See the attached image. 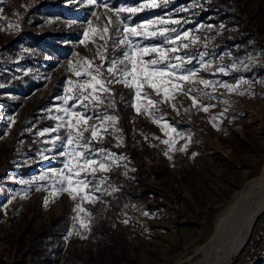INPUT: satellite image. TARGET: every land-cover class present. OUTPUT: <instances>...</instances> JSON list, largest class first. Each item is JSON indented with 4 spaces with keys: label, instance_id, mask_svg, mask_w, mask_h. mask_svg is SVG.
<instances>
[{
    "label": "rangeland",
    "instance_id": "rangeland-1",
    "mask_svg": "<svg viewBox=\"0 0 264 264\" xmlns=\"http://www.w3.org/2000/svg\"><path fill=\"white\" fill-rule=\"evenodd\" d=\"M148 2L158 6L121 12L119 19L146 26L145 35L132 37L137 47L166 49L165 64L183 58L173 76L183 91L166 99L145 85L142 93L155 101L149 104L134 88L111 83L99 94L102 102L65 105L68 81L89 80L70 71L69 62L77 66L86 57L93 75L99 66V79H113L107 69L126 50L116 10ZM93 12L100 25L109 17L115 23L105 39L90 34L81 44L88 21L97 23ZM163 29L165 36L148 35ZM47 31L67 42L32 47L24 36ZM11 43L14 50L6 48ZM158 57L149 52L144 60ZM189 71L196 75L180 81ZM24 76L21 86L11 84ZM63 107L86 123L72 117L75 127L57 128L69 122L58 119ZM77 131L84 147L69 144ZM66 149L108 170L82 174L87 184H73L78 190L69 195L59 175L68 174L69 157L60 155ZM263 166L264 0H0V264H189L212 236L216 214ZM44 233L37 246L45 252L37 249L30 260L32 241ZM228 264H264V213Z\"/></svg>",
    "mask_w": 264,
    "mask_h": 264
},
{
    "label": "snow or ice",
    "instance_id": "snow-or-ice-1",
    "mask_svg": "<svg viewBox=\"0 0 264 264\" xmlns=\"http://www.w3.org/2000/svg\"><path fill=\"white\" fill-rule=\"evenodd\" d=\"M165 3L168 2V0H164ZM97 3V0H87V4L89 5H95ZM104 8L107 9L109 12H111V8L105 3ZM158 5L154 2H148L142 4L140 7L137 8H120L116 10V21L119 22V24H122V30H123V37L120 38L119 43L120 45H124L126 50L123 51V59L117 61L112 60L110 67H108L107 71L108 73L113 77L111 80H103L99 79L100 76V67H95V75H93V68L94 65L92 63V60L88 58H83V64H78L77 66H74L71 62H69L68 68L70 71H73L74 74L77 77L80 76H87L89 78L88 82L84 84L74 83L73 81H68V86L65 87V97H63L64 104L67 105L69 100L75 99L80 103L82 107H87V105L84 103L85 101L88 102H102V98L100 97V92H109L111 89L108 87V84L111 83H123L126 87L134 88L136 92L137 98H141V96L148 98L149 104L154 103L149 96L148 93L143 92L142 89L145 85H148L149 87H152L156 92L159 94L161 91L164 93L165 98L167 99L171 95H174L178 90L183 91L182 85L178 83H173V76H176V70L183 67V58L176 57L177 60H180V63L176 64H165V60L168 58V51L163 48H140L137 47L132 37L135 36H141L145 35L144 32H141L140 29L145 28V25H137L136 27H130L128 24L123 23L119 19V14L121 12H128V13H136L144 8H154ZM92 16L96 17V25L93 26V21H88V27L84 29L83 35L84 39L80 41L81 44H85L87 40L89 39L90 34H97L100 36L101 39H105V36L109 33L110 27L115 23L111 17L107 20V22L104 25H100L99 21L101 20V17L97 15V13L93 12ZM171 23H179V21H170ZM151 23V22H150ZM116 31H120V27L117 26L115 28ZM168 29H163L156 32L148 33V35H160L165 36L166 32H168ZM172 32H175L176 29H171ZM184 37H189V33L185 32ZM108 39H111L109 36ZM177 40H180V37L177 35L176 39L172 41V43H176ZM94 42V41H93ZM107 43V40H106ZM187 47V45H185ZM106 50V49H105ZM173 52L176 51V49H172ZM149 52L151 53H158V58H153L149 61L144 60V56L147 55ZM79 55V54H77ZM97 55H100L99 51L97 52ZM203 55V54H201ZM102 60L106 59V57H101ZM164 64V67H161L160 65ZM77 68H80L82 70H77ZM196 74L189 71L187 75L179 74L178 78L180 81L188 82L190 81V78L192 76H195ZM130 78V80H129ZM200 83H203L205 85L208 84V81L201 80ZM225 88H228L229 91H234L235 89L228 86L223 85ZM91 89L92 91L86 94V90ZM60 99V98H58ZM193 99V104L196 105L197 101L195 98ZM162 102V101H161ZM175 107V106H173ZM58 111H62L65 113L64 117H58L60 120L68 119V123L65 125L64 123H61L57 125V128L60 127H68L73 128L75 125L72 123L71 118L76 117L77 121L76 123L79 124L81 121H84L86 123V120L84 116L76 111H71L69 107H63L57 109ZM139 110V109H138ZM206 111L207 108H204ZM105 120H112L115 122L117 119L114 116H105ZM92 136L95 138L97 136L96 131L94 130L95 126H92ZM88 130V129H85ZM49 130H45L47 132ZM51 131H56V129H52ZM45 132L39 133L40 135H44ZM56 139H59L58 137L53 138V143ZM69 144H75L76 147H84L80 143L84 139L83 133L80 131L76 132V136L73 137L71 133L68 136ZM165 144H169L168 140L162 141ZM185 149L182 147L180 151H184ZM101 152L104 151L103 149L100 150ZM62 156H68L69 159L64 162V169L67 170V175H65L64 170H61L59 175L62 177V182L67 181L69 184V195H72L73 191L78 190V188H73L72 185L75 184L77 186L84 184H87L86 179H82V174H87L89 171L95 173L98 170L107 171V167L104 163H101L99 165V169L94 167L96 161L86 159L85 154L75 151V149H72L71 151L65 150V152L60 153ZM83 160V164L80 163V161ZM74 198V197H73Z\"/></svg>",
    "mask_w": 264,
    "mask_h": 264
},
{
    "label": "bare ground",
    "instance_id": "bare-ground-1",
    "mask_svg": "<svg viewBox=\"0 0 264 264\" xmlns=\"http://www.w3.org/2000/svg\"><path fill=\"white\" fill-rule=\"evenodd\" d=\"M264 213V166L259 178L251 180L214 218L212 236L199 245L189 264H228L247 242L256 220Z\"/></svg>",
    "mask_w": 264,
    "mask_h": 264
},
{
    "label": "trees",
    "instance_id": "trees-1",
    "mask_svg": "<svg viewBox=\"0 0 264 264\" xmlns=\"http://www.w3.org/2000/svg\"><path fill=\"white\" fill-rule=\"evenodd\" d=\"M24 36L30 42V45L32 47L41 46L42 44L43 45L48 44V46L49 45H59L60 43H62V41L67 42V39H68V38L66 39L63 38V37H67L66 35L62 36L61 34L49 32V31L39 32V33H28V35H24ZM14 47L15 46H13V43H11L10 45L8 44L6 46L7 49H12V50L15 49ZM26 80H28L27 76H24L21 79L16 78L15 80L11 81V84L14 86H21L22 83ZM46 237H47V233H44L43 235H39L38 238H35V240L32 241L31 248L28 250V253H27V256L30 257V260L34 259V255H35L34 253L36 252L37 249H41L43 252H45V249L42 248L41 246H37V244L39 242L45 241L47 239ZM33 244H36V246H34ZM32 264H35V263H32Z\"/></svg>",
    "mask_w": 264,
    "mask_h": 264
}]
</instances>
